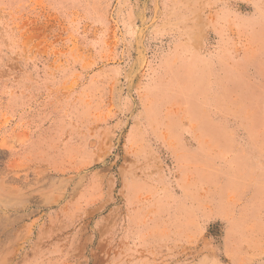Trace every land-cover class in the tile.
<instances>
[{
  "label": "rangeland",
  "instance_id": "obj_1",
  "mask_svg": "<svg viewBox=\"0 0 264 264\" xmlns=\"http://www.w3.org/2000/svg\"><path fill=\"white\" fill-rule=\"evenodd\" d=\"M0 264H264V0H0Z\"/></svg>",
  "mask_w": 264,
  "mask_h": 264
}]
</instances>
